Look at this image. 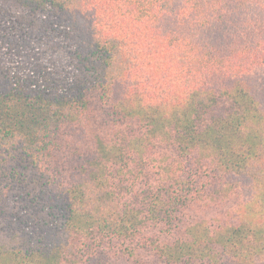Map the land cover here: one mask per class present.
Wrapping results in <instances>:
<instances>
[{
	"label": "trees",
	"instance_id": "obj_1",
	"mask_svg": "<svg viewBox=\"0 0 264 264\" xmlns=\"http://www.w3.org/2000/svg\"><path fill=\"white\" fill-rule=\"evenodd\" d=\"M0 264H264V0H0Z\"/></svg>",
	"mask_w": 264,
	"mask_h": 264
}]
</instances>
